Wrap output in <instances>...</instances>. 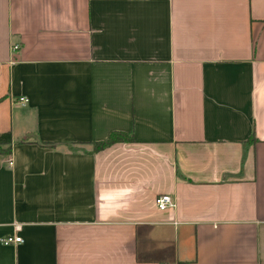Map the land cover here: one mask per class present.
Returning <instances> with one entry per match:
<instances>
[{
	"label": "crops",
	"instance_id": "1",
	"mask_svg": "<svg viewBox=\"0 0 264 264\" xmlns=\"http://www.w3.org/2000/svg\"><path fill=\"white\" fill-rule=\"evenodd\" d=\"M4 132L0 264H264V0H0Z\"/></svg>",
	"mask_w": 264,
	"mask_h": 264
},
{
	"label": "trees",
	"instance_id": "2",
	"mask_svg": "<svg viewBox=\"0 0 264 264\" xmlns=\"http://www.w3.org/2000/svg\"><path fill=\"white\" fill-rule=\"evenodd\" d=\"M132 141L131 134L126 132L114 131L111 132L109 137L100 142L93 143V152H97L105 147L114 143H123ZM256 141L253 132L249 135L248 143H254ZM12 144L10 132L0 133V155L7 156L10 152V146ZM42 146H49L50 144L40 143Z\"/></svg>",
	"mask_w": 264,
	"mask_h": 264
},
{
	"label": "built area",
	"instance_id": "3",
	"mask_svg": "<svg viewBox=\"0 0 264 264\" xmlns=\"http://www.w3.org/2000/svg\"><path fill=\"white\" fill-rule=\"evenodd\" d=\"M13 49H17L16 46L13 47ZM27 100L24 97H20L18 99L19 103H25ZM12 163L9 162V165H11ZM154 204L156 206V208L159 211H165L166 209L169 208H173L174 207V202L173 199L171 198V196L166 195V194H161L155 197L154 199ZM21 226L19 224H15L13 226V232L11 235L6 236L4 238H2L1 242L3 245H11V244H20L22 242V239L20 236L17 235V233L20 231ZM173 264H177V263H173Z\"/></svg>",
	"mask_w": 264,
	"mask_h": 264
}]
</instances>
